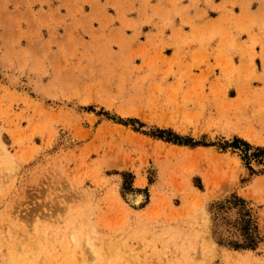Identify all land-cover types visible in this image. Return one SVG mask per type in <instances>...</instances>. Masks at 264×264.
I'll return each instance as SVG.
<instances>
[{
	"label": "rangeland",
	"instance_id": "rangeland-1",
	"mask_svg": "<svg viewBox=\"0 0 264 264\" xmlns=\"http://www.w3.org/2000/svg\"><path fill=\"white\" fill-rule=\"evenodd\" d=\"M0 144V264H264V0H0Z\"/></svg>",
	"mask_w": 264,
	"mask_h": 264
},
{
	"label": "bare ground",
	"instance_id": "bare-ground-1",
	"mask_svg": "<svg viewBox=\"0 0 264 264\" xmlns=\"http://www.w3.org/2000/svg\"><path fill=\"white\" fill-rule=\"evenodd\" d=\"M0 145H1V144H0ZM1 147H2V145H1ZM0 149H1V148H0ZM127 195H128V194H127ZM142 197H143L142 195H140V194H138V193H134V194H131V195L128 196V198H129L128 200H131L134 204L137 205V204H139L140 201H142ZM131 201H130V202H131ZM128 202H129V201H128ZM132 205H133V204H132ZM72 239L74 240V236H72ZM85 239H87V238H85ZM87 240H88V239H87ZM87 240H85L84 243H85L86 245H87V243H88L89 247H91V244H89V241H87ZM87 247H88V246H87ZM89 247H88V248H89ZM66 250H67V249H66ZM90 250H91V249H90ZM93 251H94V250H92V252H93ZM63 252H64V251H63ZM94 252H95V251H94ZM68 254H69V253H68ZM68 254L66 253V255H68ZM95 254H96V253H95ZM71 255H72V253H71ZM71 255H70V256H71ZM70 256H69V257H70ZM95 256H96V255H95ZM96 258H97V257H96ZM61 262H62V260H61Z\"/></svg>",
	"mask_w": 264,
	"mask_h": 264
},
{
	"label": "trees",
	"instance_id": "trees-1",
	"mask_svg": "<svg viewBox=\"0 0 264 264\" xmlns=\"http://www.w3.org/2000/svg\"><path fill=\"white\" fill-rule=\"evenodd\" d=\"M257 150H258L259 152H264V149H262V148H257Z\"/></svg>",
	"mask_w": 264,
	"mask_h": 264
}]
</instances>
